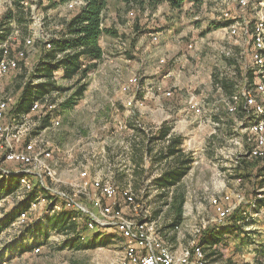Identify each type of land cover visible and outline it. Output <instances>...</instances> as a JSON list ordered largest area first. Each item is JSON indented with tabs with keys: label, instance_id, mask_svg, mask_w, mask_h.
I'll list each match as a JSON object with an SVG mask.
<instances>
[{
	"label": "rangeland",
	"instance_id": "rangeland-1",
	"mask_svg": "<svg viewBox=\"0 0 264 264\" xmlns=\"http://www.w3.org/2000/svg\"><path fill=\"white\" fill-rule=\"evenodd\" d=\"M84 3V0H68L59 1L57 5L51 6L48 0H23L20 7L15 0H0V35H4L0 44L12 35L9 42L11 53L18 56L19 50L27 51L26 59L19 60V67L13 69L3 78V85L5 84L3 93L7 94L6 96H11L3 124H11L14 118L17 119L16 122H20V115L12 114L11 116L10 110L14 102L18 100L21 86L30 79L35 80L36 84L45 82L44 78L33 75L43 53L42 44L59 34L63 23L74 16ZM107 3L103 24L106 27L115 28L117 34L104 35L101 38L100 43L105 56L103 54L104 57L82 81L87 84V87L80 98L82 99L81 105L78 106L79 102H77L71 107L63 108L61 106L62 102L75 91L79 83L77 77L67 79L62 76L63 72H55L56 77L52 79L55 87L51 93H47L42 99H39L44 106L37 111H31L29 117H32L28 121L30 122V131L25 133L21 141L15 142L9 137L7 139L4 134L1 136L0 133V181L17 174L18 180L27 175L32 183L31 189L26 191V188L21 187L23 185L19 180V185L14 192L1 193L0 217L4 215V212L15 208L17 202L23 200L26 194L30 193L29 191L35 190L37 198L41 197L36 208L31 212L28 211L29 215H26L27 219L21 222V225L15 223L14 226L5 229L0 234V263L4 264L3 262H8L9 259L12 264L120 263L125 255L126 246H128V238L116 225L94 226L90 227L91 230H85L88 232L102 230L94 249H77L70 245H63L66 234L53 231L46 239V245L41 246L40 243L33 245L31 252H35L32 253L33 255H25L27 256L25 261L21 260L20 254L12 256L11 253L7 254L6 250L2 254L6 245H15L24 236L23 234L31 229L32 221L38 217L36 221L46 218L49 211L46 212L45 209L49 199L52 200L53 205L60 206L62 202V205L70 206L78 217H76V222L80 229L85 223L87 228L89 226L85 218L86 214L78 207L76 208V205L91 209L94 203L101 217H106L103 207L109 205L113 208H121L127 219H134L138 222L148 220L154 222L156 233L159 232L158 234L162 238L160 232H163V229L167 227V221H170L169 219L172 221L174 217L171 215L173 209L168 203V198L163 201L158 200L156 195L159 192H152V188H142L138 193L132 188L116 187L117 198L121 201L115 200L114 204V199L107 201V198L103 197L94 185L97 179H101L102 181H111L113 185L117 186L113 182L111 174L90 178L88 172L97 163L105 165L107 169L113 168L112 155L125 147V144H121L120 140L114 142V139L118 135L121 137V132L126 134L123 130L127 127V129L130 128V125L125 126V116L128 117L131 114L134 117L139 116L135 125L145 127L146 124L144 125L143 122L146 119L143 120L140 107L144 105L146 98L157 95L156 92L162 88V85L154 84L156 83L155 73L173 68L176 71L174 75L180 77L185 83H191L190 80L194 78H191L192 74L200 76L195 79L200 81L199 86L184 90L187 93L186 96L189 97L187 108L190 109L188 107L190 101H197L202 109L200 113L195 112L199 114V116L197 115L199 121L205 122L209 114V106L206 103L210 100L218 108H226L229 112V114H223L224 127L217 131L218 134L211 133L212 136L205 137L200 141H187L184 149L190 152L193 158L197 154L195 157L201 163L197 170L199 178L197 182L188 183V185L180 184V187L175 186L174 189L182 190L185 194L186 191L199 194L194 195L196 199L187 202V214L183 219L184 222L181 221L182 223L173 228L176 233H179L185 227L187 241L184 247H192L193 244L194 246L200 244L199 239L207 229L215 224L223 226L227 223L232 212L243 216L244 214L249 215L247 219L249 224L240 229L239 233L228 236L229 241H224L215 247L200 245L208 264H264V255L261 254V251H264V206L260 211L253 209L255 199L264 197V187L260 186L261 173L259 168L255 167L259 162L257 160L259 157L250 153L253 146L248 139L249 122L247 120L250 116L254 118V114L245 108L244 101L240 103L239 110L243 108L244 112L250 113L246 122H243L239 113L232 112L228 108L233 96L243 87L247 88L251 83L253 85L258 81L252 69V50L254 49L252 35L255 33L256 23L260 20L264 22V0H247L245 5H241L240 0H203L200 4L195 3V5L186 1L181 10L172 9L167 2L159 4L155 9L149 7L140 9L118 0H107ZM7 13H12V17H5ZM234 29L236 32H233ZM147 45L149 46L147 47ZM148 50L152 52L150 53ZM145 51L149 54H145ZM2 54L1 48L0 56ZM62 55L63 52L58 53L57 59ZM127 66L130 68L133 66L135 73L130 77L128 84L121 86L124 83ZM210 73L218 86L212 87L209 84L208 74ZM96 74H102L103 81L94 82ZM142 78L143 81L149 79L147 80L149 85H145L144 97L135 99L128 94L132 88L130 84L137 82L142 84ZM222 82L226 83V87L230 91L227 95L222 92L224 89ZM20 83L22 85L18 88ZM253 86L250 87L253 88ZM168 91L171 95L173 94L171 90ZM163 92L167 96L170 95L167 90ZM124 95L128 96L125 97L127 106L132 107L127 115H124L122 103ZM45 110L52 113V117H56L46 129H41L39 126L45 117L42 111ZM38 111H41V117L37 114ZM57 120L60 123L55 125ZM120 123L123 124V129L117 127ZM203 130L205 131V129ZM117 133L119 134L117 135ZM10 145L23 149L29 155H37V158L43 160L44 166L47 167L39 168L45 179L43 183H40L35 173L20 171L22 164L6 160L7 154L12 150ZM47 151H51V155L45 156ZM208 156L211 157L212 163L206 165L209 160ZM56 157L59 159L58 164ZM246 157V161L250 163L249 167L246 170L240 169V171L242 170V173H248L250 176L240 181H230V184L226 182L225 186H221L223 168H230L232 174L236 175V165L241 164L239 162ZM53 158L55 163L52 162ZM125 169L128 170V167L125 166ZM83 172L86 174H82ZM87 180L89 184L84 187ZM45 186L52 187L55 191L60 192V195H64L56 197L55 194L59 195V193L55 192L52 196L49 191L44 189ZM127 189L136 196L134 204L125 202L129 200L122 192ZM149 191L153 195L148 196ZM214 193L215 199L211 200L210 197ZM226 202L230 203L225 204ZM197 205L198 208H196ZM219 205L232 207L229 215L225 218H220L217 208ZM89 209L87 210L90 211ZM159 209L161 216L158 218L155 217V210ZM90 213L93 218L102 220L100 217L97 218L92 211ZM106 221L110 222V220ZM237 223L241 224V220H238ZM43 231L45 233L46 230ZM86 235L80 234L81 241L87 240ZM30 237L31 235L29 239L32 240ZM38 247L39 249L36 250ZM182 248L179 243L172 247L175 252L182 251ZM215 250L217 252L212 254ZM122 252H124L123 255ZM119 257L121 258L118 261Z\"/></svg>",
	"mask_w": 264,
	"mask_h": 264
},
{
	"label": "trees",
	"instance_id": "trees-1",
	"mask_svg": "<svg viewBox=\"0 0 264 264\" xmlns=\"http://www.w3.org/2000/svg\"><path fill=\"white\" fill-rule=\"evenodd\" d=\"M16 4L21 7V1L15 0ZM43 1V0H40ZM49 5L55 6L59 1H68V0H48ZM85 3L79 10L76 11V14L70 19L66 20L63 23L62 28L60 29L59 34H56L55 37L51 38L48 42L42 44L43 53L40 56L35 71L34 76L38 78H44L45 82L35 83V80H29L24 82L23 85L20 83L18 88L21 86V90L18 96V100L11 108V116L15 114L16 116L21 114L29 113L34 102L42 99L43 96L47 93H51L55 87L53 84V77H55V72L62 71V76L67 79H74L77 77L78 86L74 92H72L61 104L63 108L71 107L78 102V99L83 96V93L87 87V84L82 82L88 72L93 69L99 61L102 59L104 54L103 46L100 43L101 38L104 35H116L117 30L112 27H106L104 23V10L107 7V0H84ZM126 3L127 5H132L136 8H157L159 4L169 3L172 9L181 10L183 8V3L186 1L191 2L192 4H200L203 0H118ZM7 18L12 17V13H7ZM4 35H0V40L3 39ZM50 42V47L47 45ZM48 43V44H46ZM63 52L61 58L57 59L56 55ZM23 77V76H22ZM218 82V81H217ZM224 89L228 90L226 83L222 82ZM239 116L242 115L241 112L245 110L242 108L239 110ZM45 114V117L42 119L40 128H46L50 122V113L45 110L42 111ZM171 130L170 126L165 124L162 125L159 136L154 135L150 140L162 139L167 136ZM184 137L182 135L171 137L169 139L166 156L171 159L168 167L163 171L160 177L156 178L154 182L163 188V192L159 195L160 198L170 195V188L176 185L181 181L183 175L189 170L190 165L194 161L190 152L184 151L182 147ZM245 159H242L241 164L236 165V175L239 178H246L250 176L248 173H242L240 169H247L249 167V162ZM255 167L259 168L260 171V184L264 183V157L257 159ZM19 176L14 174V176H9L8 179H3L0 181V199L2 197L1 193H10L19 185ZM137 190V189H135ZM177 189L174 191L172 200L168 202L174 213L172 221L167 223V227H176L181 223L183 219V205L185 203V193L180 190V195H177ZM36 191L33 190L30 193L26 194V197L23 200H19L15 208L4 213L0 217V234L8 228L15 219L21 215L23 212H26L31 207V203L37 198ZM145 197V194H144ZM33 200V201H32ZM32 201V202H31ZM82 201V200H81ZM264 206V197L256 198L254 203L255 211H260ZM161 210H156L155 217ZM77 217L75 211L72 209H65L59 213L48 215L47 217V226L42 227L40 223L32 221L31 229H28L24 236H22L17 243L14 245H6L2 254L6 252H22V251H31L35 243L42 244L44 240L49 238L50 233L56 231L58 233L68 234L63 241V245H73L80 249L96 247L97 240L99 239L100 232L102 230L95 231L92 239L88 241H81V232L85 230V225L82 226V229H79L78 224L74 222V218ZM249 215L244 216L237 212H232L229 215L228 222L223 224V226H218L222 224H215L214 226L207 229L203 235L200 237V244H205L207 247H214L215 244H221L224 242L227 235H231L235 232L239 233V230L249 224L247 220ZM238 220H241V224L237 223ZM88 225V224H87ZM44 228V229H43ZM43 230H46L45 233ZM27 235V236H25ZM31 235V239L29 236ZM32 241V243H30ZM103 242V241H101ZM39 248V247H38ZM217 250V249H216ZM213 251L212 254H215L217 251ZM261 254L264 255V251H261Z\"/></svg>",
	"mask_w": 264,
	"mask_h": 264
},
{
	"label": "crops",
	"instance_id": "crops-1",
	"mask_svg": "<svg viewBox=\"0 0 264 264\" xmlns=\"http://www.w3.org/2000/svg\"><path fill=\"white\" fill-rule=\"evenodd\" d=\"M157 41H155V42H157ZM148 46L149 45H147V47ZM148 51L150 53L152 52L150 50H148ZM149 52L145 51V54H149ZM104 56H105V54H104ZM134 73L135 72H134L133 66H131V68L127 66V72L124 74V79H123L124 83L121 86L128 84V82L130 81V77H132L134 75ZM175 73H176V71L173 68L172 69H170V68L165 69L163 71H157V73H155V77H156L155 82L156 83H154V84L160 85V86L162 85V88L160 89L161 91L158 90L156 92L157 95L146 98L144 100V105L142 107H140V110L142 111L143 120L146 119L143 122L144 125L146 124L145 127H139V126L135 125V122L139 119V116L134 117L133 114L129 115L128 117L125 116L126 117V125L125 126L127 127V125H130L129 126L130 128L127 129L128 127L127 128L124 127L126 129L123 131H125L126 134L121 132L120 133L121 137H119V135H118L119 133H117L118 136L114 139V142H117L120 140V143L125 144V147L120 151L114 152V154L112 155L111 161L113 163V165H112L113 168L109 167L107 169L105 165H101V164L97 163L95 166H93L91 168L92 170L89 169V172L87 171L89 173L88 175L90 178H97L100 175H106L107 173H110L111 177L113 178V182L117 185L116 186L117 188L119 187V188H124V189H126V188L137 189L135 191L138 193L141 192L142 188H146V189L152 188L153 189L152 192H157V191L159 192V194L156 195L158 200L163 201L165 198H168L169 202L172 200V196L174 195V191H175L174 187L175 186L180 187V184L188 185V183H193V182L198 181L199 176L197 175V170L200 168L201 163H200V161H198V159H196V157H195L197 155L196 154L194 156L195 160L190 165L189 170L183 175V178L181 179V181L178 182L176 185L172 186V188L170 189V191H169L170 195L169 196H165L164 198H160L159 195L161 194V192H163L164 189L159 188V186L154 182V180L156 178L160 177V175L163 173V171L168 167V165L171 162V159L166 156L167 145H168L169 139L171 137H176V136L182 135L184 137V141H183L184 143H183L182 147L185 148L186 144L188 143L187 142L188 140H193V142H195V140L200 141V140L204 139L205 137L206 138H208V136L210 137L211 133L213 135L218 134L217 131L221 130L224 127V123L222 122L223 121V114L224 115L229 114V112H227L226 108H218V106H216L215 103L212 100H210L211 102L208 101L206 103L209 106V108H208L209 114L207 115L205 122L199 121L197 118V115L199 116V114H197L198 112L195 113L196 111H194L193 109H188L186 106L187 101H188L187 99L189 97L186 96L187 93L184 90H188L189 88H196L197 86H199L200 81H198V80L196 81L195 79H196V77L199 78L200 76L192 74L190 76H191V78L192 77H194V78L190 80L191 83L190 82L185 83L181 80L180 77L175 76L174 75ZM145 75L146 74L144 73V76ZM208 75H209V84H211L212 87L214 85L218 86L217 83L215 82V80L213 81V78H212L213 75H211V73ZM95 76H96V78H95L96 80L94 82H98V81L101 82L104 79L102 74L101 75L96 74ZM109 76H111V75H109ZM55 77H56V74H55ZM147 80H149V79H146L145 81H143V78H142V80H141L142 84L138 83V82L137 83H131L130 85L132 86V88H130V91L128 94L135 99H142L144 97L145 85H149V83H147ZM166 90L167 91L171 90V92L173 94L167 96L163 92ZM222 92H224L226 95L230 93V91L225 90V89H223ZM125 97H128V96H126V95L123 96L122 103H123L124 111H125L124 115H127V113L129 112V109L132 107L127 106V102L125 101V99H126ZM80 101H82V99L79 98L78 106L81 105ZM188 107H189V105H188ZM31 111L32 110H30L29 113H31ZM224 111H226L227 113H225ZM29 113H27V114H29ZM37 114L41 117V115H40L41 111H38ZM21 115L19 117H21ZM248 115L249 114L246 112L242 113L241 119L243 120V122H246ZM52 116H53L52 113H50L49 124L50 123L52 124V122H54V118L56 117V116H54V117H52ZM250 117L247 120L248 122H250L253 118V116L251 117V119H250ZM16 120L17 119L14 118L13 122ZM13 122L11 124H13ZM163 124L171 127L169 134L167 136L163 137L162 139H159V137H158V139L150 140V138L156 134H157V136H159V133L161 131ZM199 124L201 125V127ZM122 125L123 124L120 123V125H117V127L120 129H123ZM46 127H48V125ZM43 129H46V128H43ZM200 129H202V130H200ZM203 129H205L206 132ZM202 131H203V133H202ZM184 151H186V149H184ZM240 156H242V155H240ZM54 158L52 160L53 163H55ZM56 159H58V158L56 157ZM208 159L209 160L206 163V165H209L210 162L212 163L210 156H208ZM57 161H59V159L56 160V163H57ZM235 162H237V161H235ZM122 163H124V164H122ZM125 166L128 167V170L125 169ZM221 172L223 174V178L221 179V183H220L221 186H225L226 182H227V184H230V181L243 180L242 178L235 176V174H232L230 168L226 169V167H225V168H223V171H221ZM88 182H89L88 180L85 181L84 187H86L88 185L87 184ZM260 186H261V188H263L264 183L260 184ZM215 189H217V188L215 187ZM150 192L151 191L148 192L149 193L148 196L153 195V193H150ZM176 192H177V195H180L179 190H177ZM197 194H199V193L186 191L185 203L183 205V209H184L183 219L187 214V211H186L187 210L186 209L187 202L191 201L192 199H196V197L194 195H197ZM216 195H218V194H216ZM210 199L211 200L215 199V193L213 196L210 197ZM108 200H111V199L107 198V201ZM119 201H121V200L119 199ZM229 203L230 202H226L225 204H229ZM60 206H61V208H60ZM60 206L59 205H53L51 199H49V203H48V205H46V209H45L46 212L49 211L46 215V218H41L42 220L36 221V219L39 218L38 217L33 222L40 223L42 225V227H45L48 225L47 220H46L48 215H53V214L59 213L65 209H69V208L71 209V207L68 205H65V204L62 205V202H61ZM196 208H198V205L196 206ZM91 209L94 211L96 210V208H94V206ZM155 212H156V210H155ZM160 213L158 215L159 217L161 216ZM171 215L173 217L174 213ZM158 216H156V217H158ZM19 218H20V215L17 217L18 221H17V219H15V221L8 228H10L11 226H14L15 223L20 224ZM85 218L87 219V216H85ZM183 219H182V222H184ZM76 220L77 219L75 217L74 222L76 224H78L76 222ZM169 220L171 221V219H169ZM170 221H167V223H169ZM8 228H6V229H8ZM85 228L88 230H91L90 228H87V226ZM79 229L80 228H78L77 230L79 231ZM174 229L175 228H173L171 226L165 227V229H163V232L162 231L160 232L163 240L166 241L168 244L170 243L169 244L170 246L172 244V247L174 245L177 246L179 243L181 248L182 247L186 248V247H184V244H186V241H187L186 234L184 232L185 227H183V229L181 230V232L179 231V233H176V231ZM85 230H82L81 235L87 234L86 235L87 236L86 241H88V240L92 239L95 231L92 230L94 232H88ZM235 233H238V232H235ZM231 235H227L226 239L224 241H229L228 236H231ZM67 236H68V234H66V237ZM162 238H161V240H162ZM45 243H47V240H44V244L42 243L41 246L46 245ZM70 246H72L73 248L80 249V248L73 246L71 244H70ZM203 246H205V244ZM215 246H218V244H215ZM94 248H96V247H89V248L83 247V249H94ZM38 249L39 248H36V250H38ZM33 252H35V251H33ZM33 252L22 251V252H11V254H12V256H14L16 254H20L21 260L25 261V259H27V256H25V255H29V254L31 255ZM7 254H9V252ZM123 254H124V252H122V255ZM120 258L121 257L118 258V261ZM7 261L8 262L4 261L3 263L4 264H12L10 259Z\"/></svg>",
	"mask_w": 264,
	"mask_h": 264
},
{
	"label": "bare ground",
	"instance_id": "bare-ground-1",
	"mask_svg": "<svg viewBox=\"0 0 264 264\" xmlns=\"http://www.w3.org/2000/svg\"><path fill=\"white\" fill-rule=\"evenodd\" d=\"M240 2H241V5H245L247 3V0H240ZM255 26H256L255 33L252 35V39L254 41V49L252 50V58H253L252 69L258 81L253 84L254 86L251 83L249 87L247 88L243 87L235 96H233L232 101L230 100L231 103L228 108L232 112L238 113L240 103L244 101L245 108H247L248 111L249 110L252 111V113L254 114V118L251 122L248 123L249 124L248 125V130H249L248 139L251 141L252 146H253L251 148L250 153L252 155H255L256 157L262 158L264 157V22L260 20L259 22L256 23ZM233 32H236V30L234 29ZM11 38H12V35L7 37V39L4 40L0 44L3 50V54L0 56V122H4L3 120L7 115L6 113L9 108V103L11 101V96L10 97L6 96L7 94L5 95L3 93L4 85H5V84L3 85V78L7 74H10L13 69L19 67L20 59L25 60L27 57L26 56L27 51L24 49L19 50L17 52L18 56L13 55L11 53L10 47H9L10 46L9 42ZM47 46L50 47V42ZM1 48H0V51H1ZM11 48H12V45H11ZM245 85L247 84L245 83ZM250 86H253V88H251ZM167 93L171 95L169 91H167ZM42 106L44 105L41 104L40 100H38L34 102L33 106L31 107V110L37 111ZM195 106H197V108ZM189 107L190 109H193L194 111L198 113L202 112V109H200L197 101H194V102L190 101ZM29 116H30V113L29 114L23 113L20 117V122H16L17 121L16 120L11 125L6 124L2 129L4 136L7 139L9 137V139L15 140V142L21 141V138L25 136V133L30 131L29 130L30 122L28 121L32 116L31 117ZM59 123L60 122L57 120L54 124L57 125ZM2 131H1V125H0V133ZM11 147H12V150L7 154L6 160L22 164V169L20 171H23L25 173L26 172L35 173L40 183L41 182L43 183L45 179L43 178L42 172L39 170V168L45 167L44 166L45 163L43 162V160L39 157L37 158V155L35 156L29 155L23 149H18L17 147H15V145ZM50 153L51 151H47L45 153V156L51 155ZM82 174L85 175L86 172H83ZM19 175L21 176L20 173ZM28 177L27 175H25L19 179L22 183L21 185H23L21 187H23V189L26 188V191L27 189H31V186H32V183L30 182L31 180H29L30 177L29 178ZM109 182L111 181H102L101 179H98L94 184L95 185L100 184L95 187L99 190V193L103 197L114 199L112 195L105 194L104 188H108V193L117 194L116 186L113 185L112 182H111L112 184H109ZM44 189L47 192L49 191L52 196H54L55 192L59 193V195L55 194L56 197L58 196L61 197L62 195H64V194L60 195L61 193L58 191H55L52 187L45 186ZM122 194H124V196L130 201V203L134 204L136 202L135 201L136 196L132 191L129 192L127 189V190H124ZM40 198L41 197H38L35 201L31 203V207L28 210L29 212H31L33 209L36 208ZM227 199L229 198L227 197ZM43 200H46V198H43ZM77 207L80 211H83V213L86 214L87 224L89 228L90 227L93 228L94 226L98 227V226H111V225L115 226L116 225L117 227L121 229V231H123L126 234L128 238L127 239L128 246H126L127 249H126L125 255L123 256L119 264H140L139 257H135L136 246H134V244L130 240H141V236L144 239L150 238V241H148L150 251H153L156 254L163 257L166 260V264H174L176 262L178 263L185 262L188 259L187 254H190L191 252H192V258H194V261L196 262V264H208L207 258H205L203 248L200 244L198 245L196 244L195 246L193 244L192 247H186V248H183L182 251L180 252H175L167 242H163L161 240V238L158 235V232L156 233L154 222H150L149 220L144 221V222H138L134 219H127L125 217L124 211L121 208L119 207L113 208L109 205H105L103 207L104 215L110 218V222L109 221L107 222L106 220H100L99 218L98 219L93 218L91 216L90 211H88L84 206L77 204L76 208ZM217 208L219 209L221 219L225 218L230 213V210L232 209V207L230 208L224 207V206L222 207L221 205L217 206ZM28 211L23 212V214L20 215L19 223L24 222L27 219L26 215L28 214ZM115 219H118L119 221L112 222V220H115ZM131 225H133L134 229L129 230L128 226H131Z\"/></svg>",
	"mask_w": 264,
	"mask_h": 264
},
{
	"label": "built area",
	"instance_id": "built-area-1",
	"mask_svg": "<svg viewBox=\"0 0 264 264\" xmlns=\"http://www.w3.org/2000/svg\"><path fill=\"white\" fill-rule=\"evenodd\" d=\"M195 107L197 108V106H195ZM0 125H1V131H2L5 124H3V122H0ZM2 135H3V131L1 132V136ZM87 184H89V182ZM109 184H112V183L109 182ZM97 185H100V184H97ZM97 185H95V186H97ZM104 190H105L106 195H112V197H114V204H115V200H119L117 198V194L108 193V188H104ZM125 202H130V201H125ZM114 204H110V205H114ZM93 206L95 208L94 203H93ZM87 209H89V208H87ZM89 210L92 211V213L97 218L100 217L102 220H110L107 217H101V214L99 211H97V209L95 211L92 209H89ZM115 221H119V220L118 219L112 220V222H115ZM128 227H129V230L134 229L133 225L128 226ZM130 241H132L134 246H136L135 257H139L140 264H166V260L163 257H161L160 255L156 254L153 251H150L149 243H148V241H150V238L144 239L141 236V240H130ZM187 258L188 259L185 262H182V263L176 262L174 264H196V262L194 261V258H192V252L190 254H187Z\"/></svg>",
	"mask_w": 264,
	"mask_h": 264
}]
</instances>
